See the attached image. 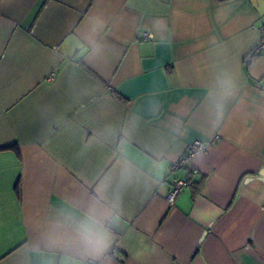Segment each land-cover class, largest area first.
Listing matches in <instances>:
<instances>
[{"label": "crops", "instance_id": "0c3cea01", "mask_svg": "<svg viewBox=\"0 0 264 264\" xmlns=\"http://www.w3.org/2000/svg\"><path fill=\"white\" fill-rule=\"evenodd\" d=\"M262 40L264 0H0V264H264Z\"/></svg>", "mask_w": 264, "mask_h": 264}, {"label": "built area", "instance_id": "2783aa9c", "mask_svg": "<svg viewBox=\"0 0 264 264\" xmlns=\"http://www.w3.org/2000/svg\"><path fill=\"white\" fill-rule=\"evenodd\" d=\"M140 36L142 39H146V40L152 37V35L146 31L141 32ZM260 49H264V40H262ZM205 149H206V144L204 142H201L199 140L194 141L189 146L187 150V154L181 160L175 162L172 166V169L175 170L177 168H180L189 159L190 156L195 155L198 152L204 151ZM184 184H185L184 181L176 180L170 185L168 193H167V197H166L169 202H172L174 200L175 196L180 192ZM93 264H96V263H93Z\"/></svg>", "mask_w": 264, "mask_h": 264}, {"label": "clouds", "instance_id": "9594fccd", "mask_svg": "<svg viewBox=\"0 0 264 264\" xmlns=\"http://www.w3.org/2000/svg\"><path fill=\"white\" fill-rule=\"evenodd\" d=\"M85 242L95 243L97 247L102 248L104 246V237L101 234L89 229L87 234L85 235Z\"/></svg>", "mask_w": 264, "mask_h": 264}]
</instances>
